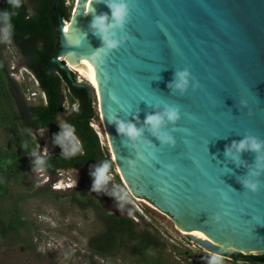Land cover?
Instances as JSON below:
<instances>
[{"label": "water", "instance_id": "obj_1", "mask_svg": "<svg viewBox=\"0 0 264 264\" xmlns=\"http://www.w3.org/2000/svg\"><path fill=\"white\" fill-rule=\"evenodd\" d=\"M61 1L53 7L60 49L50 65L90 99L97 95L113 160L132 195L182 232L204 231L211 239L185 234L210 253L264 254V0H124L121 26L111 18L112 0H98L93 15L77 0L69 20ZM76 11L80 41L70 43L65 25ZM103 15L114 49L93 27ZM71 52L96 56V88L74 77ZM180 73H187L183 89L176 87ZM170 109L175 121L164 116ZM157 114L164 118L154 131L145 121ZM120 123L140 135L118 132Z\"/></svg>", "mask_w": 264, "mask_h": 264}, {"label": "trees", "instance_id": "obj_2", "mask_svg": "<svg viewBox=\"0 0 264 264\" xmlns=\"http://www.w3.org/2000/svg\"><path fill=\"white\" fill-rule=\"evenodd\" d=\"M55 1L21 0V6L14 8L11 0H0V17L5 12L10 17L8 38L13 42L11 45L19 49L25 65L36 76L39 89L46 93V101L41 99V103L36 104L22 97L21 89L17 88L15 92L16 81L2 55L9 39L5 41L0 32V125L11 134L10 145L0 148V236L3 238L11 235L22 238L23 231L32 232L21 206L27 196L16 194L14 187L25 177V158L38 152L40 140L35 136L36 131L49 129L54 139L63 131L59 127V116L64 112L66 99L77 104L67 116L66 125L73 128L81 144L80 154L66 158L49 156L38 163L39 168L54 176L58 167L98 165V169L103 167L102 164L99 166L102 162L109 165L110 172L115 165L110 149L102 146L91 123L92 119L98 118L94 106L96 100L89 98L87 89L74 87L59 65H50V60L60 49L59 22L53 8ZM73 8L74 0H62L59 6L67 20L71 18ZM2 28L3 20L0 19ZM73 75L77 77L75 71ZM65 88L68 93L64 92ZM28 186L32 188L33 181ZM43 190L56 192L48 185ZM67 195L80 208L93 209L104 221L105 229L89 239L92 257L112 259L122 254L124 258H135L136 264H209L206 254L196 256L191 249L177 247L139 213H136L140 216L138 221L127 215L109 213L101 204V198L88 193L84 185L73 188ZM186 251L188 257H185ZM231 258L222 264H264V254H240Z\"/></svg>", "mask_w": 264, "mask_h": 264}, {"label": "rangeland", "instance_id": "obj_3", "mask_svg": "<svg viewBox=\"0 0 264 264\" xmlns=\"http://www.w3.org/2000/svg\"><path fill=\"white\" fill-rule=\"evenodd\" d=\"M76 2L77 0H74V8ZM2 55L11 71L10 75L16 81L13 86L15 92L19 88L22 97L26 100L33 103L39 102L40 96L32 98L33 93L41 94V90L35 81L36 76L23 63L22 55L11 45L9 40ZM71 70L75 71L74 69ZM76 74L78 78H81L77 71ZM67 91L65 88L64 92ZM92 99L96 100L94 106L98 113V118L91 121L92 126L100 136L102 146L110 149L99 112L97 95L92 94ZM75 106L77 104H72L66 99L64 112L59 116L61 130H63L62 126L66 125V118L70 111L75 110ZM73 135L79 142L77 136L74 133ZM35 136L40 140L38 145L39 156H37L38 153H34L25 158V177L21 179V184L14 187L16 194L23 193L27 196L21 202V206L24 218L31 224L32 232L23 231L22 238L14 235L8 238L0 236V264H136L135 258L132 256L124 258L122 254H118L112 259L100 256L92 257L88 248L89 239L94 234L104 230L105 224L97 212L91 208H80L67 195L71 193L73 188L82 185L87 187L88 193L96 194L101 198V204L109 213L127 215L136 221L140 220L139 215H141L153 228L158 229L165 238L182 250L191 249L196 256L206 254L208 261L213 255H217L193 242L188 235L177 227L169 215L160 211L150 201L134 197L127 188L116 164L114 169L109 172L111 179L101 185L98 191L93 190L95 180L93 173L97 170L98 165L79 166L69 171L70 178L66 177L65 181L71 187L64 184L63 178H58V174L51 176L42 171L38 166V161L42 162L45 159L44 153L62 152L66 150V146L57 143V139L52 137L49 129L36 131ZM10 143V132L0 125V148L8 147ZM111 156L113 159L112 153ZM32 181L33 187L29 188L28 185ZM47 185L52 186L56 192L44 191L43 189ZM122 189H127V196ZM188 254L189 252L186 251L185 257H188ZM179 257L183 258L180 255ZM221 258L222 262L226 259H232L231 257Z\"/></svg>", "mask_w": 264, "mask_h": 264}, {"label": "clouds", "instance_id": "obj_4", "mask_svg": "<svg viewBox=\"0 0 264 264\" xmlns=\"http://www.w3.org/2000/svg\"><path fill=\"white\" fill-rule=\"evenodd\" d=\"M12 5L14 8H19L21 6V0H11ZM111 11V18L115 22L117 26H121L127 15H128V5L124 0H120V2H116V0H112L111 3L107 5ZM0 19L3 20V28L0 29V32H2V38L6 41L9 36V28H10V17L7 12L2 14V17ZM108 16H97L94 19L93 27L99 29L100 33L103 36V39L107 45V48L114 49L118 46V41L116 39H113L110 37V27L107 25ZM187 73H180L179 74V80L176 84L177 88L183 89L185 84L187 83L185 77ZM35 81L38 84V80L35 78ZM164 116L167 117L169 121H175L178 119V113L176 109H170L167 112L164 113ZM163 116L161 115H149L146 118V123L151 126V128L156 131L160 128L162 122H163ZM63 131L60 133V135L57 137V143H60L61 145L67 146L70 145V152L74 154L75 152L79 151V142L76 140V138L73 135V128L69 125H63ZM118 132L124 133L128 135L131 138H136L140 135V132L135 128L132 124L125 125L124 123H120L118 126ZM161 139L165 142H172L171 137H161ZM245 147V142L241 141L239 145L237 146V150L243 149ZM250 147L252 148H258L259 144L255 141H252L250 143ZM41 161H38L40 163ZM109 165L105 164L103 167L98 168L95 173H93L95 180L93 184V190L98 191L101 187V185L105 184L109 179H111V176L109 174ZM59 172V171H58ZM247 183V182H245ZM250 188H255L254 184H247ZM124 191L125 196L128 195L127 189H122ZM164 191H167L165 188ZM209 264H222V258L219 255H213L211 257V260L209 261Z\"/></svg>", "mask_w": 264, "mask_h": 264}, {"label": "bare ground", "instance_id": "obj_5", "mask_svg": "<svg viewBox=\"0 0 264 264\" xmlns=\"http://www.w3.org/2000/svg\"><path fill=\"white\" fill-rule=\"evenodd\" d=\"M97 1L98 0H85V2H87L85 5H88V15H93L95 13L94 11L97 8L96 5ZM79 3L81 4V0H79ZM78 26H79V15L78 12L76 11L73 21L67 22L65 25V34L70 43H77L80 41V37L79 35H77L76 31L77 29H81V26L80 28ZM66 56L68 59L69 67L71 69H74L75 72L77 71L80 74L81 78L87 80L91 85H93L94 88H96V86L99 84L96 56H94V58H89L88 56L86 57L83 55H78L74 52H71ZM113 159L116 160V157L113 156ZM124 181L126 182L125 179ZM183 232L203 239H211L210 236L207 235L204 231H200L197 229H192L191 231H183Z\"/></svg>", "mask_w": 264, "mask_h": 264}, {"label": "flooded vegetation", "instance_id": "obj_6", "mask_svg": "<svg viewBox=\"0 0 264 264\" xmlns=\"http://www.w3.org/2000/svg\"><path fill=\"white\" fill-rule=\"evenodd\" d=\"M9 39V42H11V43H13L11 40H10V38H8ZM16 50H19L18 48H16ZM23 57V56H22ZM23 63H24V60H23ZM39 87V86H38ZM43 94H45V96H46V93L45 92H43V91H41V94L40 95H37V96H40L41 97V99H43L44 101H46L45 99H44V95ZM32 98H35V97H33L32 96ZM41 99H40V101H41ZM37 102L36 104H40L41 102ZM39 130H44V129H39ZM39 130H37V131H39ZM50 134H51V131H50ZM52 135V134H51ZM53 137V136H52ZM69 147H67V150H64V151H58L57 153H55V154H51V153H48V152H45L44 153V155H45V158H47V157H49V156H53V155H60V156H62V157H76L77 155H79L80 154V151H81V147L79 148V151H77V152H75L74 154H72L71 152H70V148H71V146L70 145H68ZM38 154H37V156H39V149H38V152H37ZM102 164V166H104L105 165V163H100L99 164V166ZM79 167V166H78ZM75 168H77V167H58V169H57V174H58V178H63V180L66 178V177H70L69 175H68V173H69V171H71L72 169H75ZM42 170V169H41ZM43 171V170H42ZM59 171V172H58ZM109 171V170H108ZM60 172H62V174L63 175H61L60 176ZM68 175V176H67ZM71 187V186H70Z\"/></svg>", "mask_w": 264, "mask_h": 264}, {"label": "built area", "instance_id": "obj_7", "mask_svg": "<svg viewBox=\"0 0 264 264\" xmlns=\"http://www.w3.org/2000/svg\"><path fill=\"white\" fill-rule=\"evenodd\" d=\"M37 95H38L37 93H33V97H36ZM43 95H44V96H43L44 99L46 100V96H45V94H43ZM60 173H61L60 176L63 175L62 172H60ZM68 178H70V177H68ZM65 179H66V178H65ZM65 179H64V182H63V183H64V184H67V186L70 187L71 185H70L67 181H65Z\"/></svg>", "mask_w": 264, "mask_h": 264}]
</instances>
